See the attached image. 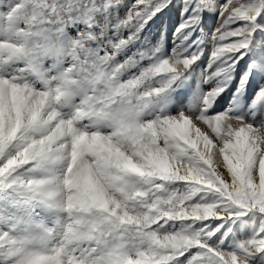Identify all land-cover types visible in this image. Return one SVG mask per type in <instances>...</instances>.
<instances>
[{
	"label": "snow or ice",
	"instance_id": "1",
	"mask_svg": "<svg viewBox=\"0 0 264 264\" xmlns=\"http://www.w3.org/2000/svg\"><path fill=\"white\" fill-rule=\"evenodd\" d=\"M0 264H264V0H0Z\"/></svg>",
	"mask_w": 264,
	"mask_h": 264
},
{
	"label": "rangeland",
	"instance_id": "2",
	"mask_svg": "<svg viewBox=\"0 0 264 264\" xmlns=\"http://www.w3.org/2000/svg\"><path fill=\"white\" fill-rule=\"evenodd\" d=\"M124 2H126V0H124ZM178 22V17L175 15V13H172V21H171V25L169 27V32H168V43H167V47L170 49L172 44H171V32H172V25H174L175 23ZM217 26V19L216 16H210V17H206L205 19V28L204 31L205 33L208 34V39L210 40L211 37V32L212 30ZM156 30V26H153V31ZM169 44V45H168ZM211 49V44L209 43L208 46V51L210 52ZM205 64L207 63V61L205 60L204 62ZM243 65H241L242 67ZM210 71V70H209ZM212 86H214L213 84H206L204 87L205 88H211Z\"/></svg>",
	"mask_w": 264,
	"mask_h": 264
},
{
	"label": "bare ground",
	"instance_id": "3",
	"mask_svg": "<svg viewBox=\"0 0 264 264\" xmlns=\"http://www.w3.org/2000/svg\"><path fill=\"white\" fill-rule=\"evenodd\" d=\"M128 2H130V0H126V2L125 3H128ZM169 37V36H168ZM168 43V42H167ZM169 45V44H168ZM211 50V49H210Z\"/></svg>",
	"mask_w": 264,
	"mask_h": 264
}]
</instances>
